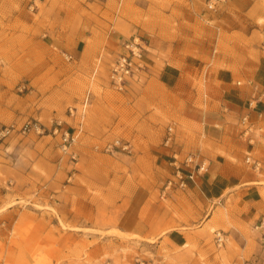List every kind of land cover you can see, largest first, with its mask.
Instances as JSON below:
<instances>
[{
	"label": "rangeland",
	"instance_id": "obj_1",
	"mask_svg": "<svg viewBox=\"0 0 264 264\" xmlns=\"http://www.w3.org/2000/svg\"><path fill=\"white\" fill-rule=\"evenodd\" d=\"M207 1L0 0V127L14 126L0 139V264H264V220L240 222L238 187L217 196L231 173L253 176L264 196V173L245 160L264 163V126L249 146L232 128L219 145V128L200 124L213 67L263 49L264 0ZM133 37L149 66L120 92L109 72ZM183 54L189 73L166 83L153 64L181 66ZM183 145L208 161L205 201L177 186L163 196ZM200 228V241L161 242Z\"/></svg>",
	"mask_w": 264,
	"mask_h": 264
},
{
	"label": "crops",
	"instance_id": "obj_2",
	"mask_svg": "<svg viewBox=\"0 0 264 264\" xmlns=\"http://www.w3.org/2000/svg\"><path fill=\"white\" fill-rule=\"evenodd\" d=\"M195 20H197V17ZM182 31L186 33L185 30ZM183 32L180 37L181 41L194 39L193 36H187V34H184ZM179 58L182 59L181 66L168 61L165 66H162L160 69H158L157 63L155 62L153 64L154 71H162L161 73L164 76L170 78H166V83L168 84L174 82V77L180 75L184 78L189 73L184 72L189 71L188 67L185 66L186 62L189 60V57L183 54L180 55ZM231 65L232 67L230 68L213 67L212 70L215 71L213 73L214 83L211 86L212 90L210 91L213 96L210 101L206 100L210 105V110L204 107L200 124L203 126V129H206V126L209 124L215 126V128H219V138H214V141L219 145H221V141H225V138H229L230 140L233 139L231 136L227 135L228 130L232 128V130L235 131V135L237 137L242 139L247 145L254 146L255 144L259 143L261 133L258 131L253 133L252 136H245L242 133L243 127L241 124V117L250 111L248 107V101L251 98L253 92L256 89H264V46L263 49H260L258 58L255 62L249 58H245L239 62L231 61ZM237 71L242 72V76H244L243 80H236V76L239 74ZM173 75L174 77L172 78L171 76ZM238 81H241V84H238ZM192 109L193 112L194 110L198 111L197 108L194 109L193 105L189 104L186 106L185 111L190 112ZM257 111L263 112V119L258 121V124L263 127L264 100L258 103L256 110L251 111L252 119L256 118ZM251 137L252 141L250 140ZM194 140L197 146L200 145L199 138ZM186 147L187 145H183L182 148L175 146L172 153L177 152L180 153L181 156L188 152L195 153V151H193L194 149L190 151L185 150ZM247 153L251 152L248 151ZM204 175L197 176L194 180L188 181V187L185 188V191L190 198H193L194 195H199L203 197V201H205L204 197H206L207 184ZM224 178L228 179V183L223 188H221L222 190H219L217 196L220 197L223 195V192L227 189L238 187L233 195L239 199V202L236 203V206L241 216H243L240 217V222L253 224L259 218L264 220V196L261 193V187L253 184L255 183L253 176L247 175V177L241 179L238 173H231L228 176H224ZM238 178L239 180L236 181ZM214 180L215 179L213 177V179L209 180V184H212ZM203 201H200L199 199L198 203H203ZM201 217L202 215L198 214L196 218L200 219ZM263 226L264 221L262 226L259 227L263 228ZM200 230L201 228L197 230H171L164 235V238L161 240V242L165 241L171 246H182L186 245L189 240L195 241L198 239V241H200V237L203 236V233Z\"/></svg>",
	"mask_w": 264,
	"mask_h": 264
},
{
	"label": "built area",
	"instance_id": "obj_3",
	"mask_svg": "<svg viewBox=\"0 0 264 264\" xmlns=\"http://www.w3.org/2000/svg\"><path fill=\"white\" fill-rule=\"evenodd\" d=\"M219 0H208L207 8L216 10V4ZM125 51L116 59L109 72V83L111 87L117 91H125L133 80H138L143 71L148 68V61L146 58L147 44L139 37L126 39L124 43ZM68 59L73 58V55L67 54ZM241 84V81H238ZM90 93L86 97V102L89 100ZM264 100V89H256L248 101L249 112L241 117V124L243 127L242 133L249 137L262 129L258 121L263 119V112L257 111L256 118L252 119L251 111L256 110L258 103ZM85 102V103H86ZM73 113V109H71ZM14 126L0 127V139L6 137L13 130ZM29 129V124L23 126L24 132ZM174 130L169 127L168 135L166 137V145L173 140ZM69 135L66 134L65 141H68ZM252 141V137L250 138ZM114 145L118 148L127 149L130 145L121 143L117 139ZM111 145L109 146V148ZM246 162L252 167L254 171L264 173V163L261 159L254 157L251 153L246 154ZM171 165L173 166V176L170 177L163 190V196L166 192L174 186L185 189L188 187V181L194 180L197 176L205 174L209 169L207 159L200 154L194 152L185 153L183 156L180 153H173L171 157ZM263 224V222H262ZM261 224V226H262ZM259 227V226H258ZM227 240V236L222 231H215V241L219 246H222ZM264 245V237H263ZM245 264H255L253 262H246Z\"/></svg>",
	"mask_w": 264,
	"mask_h": 264
}]
</instances>
